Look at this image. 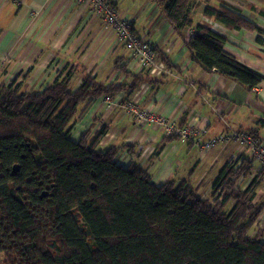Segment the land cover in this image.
Instances as JSON below:
<instances>
[{"label":"trees","instance_id":"1","mask_svg":"<svg viewBox=\"0 0 264 264\" xmlns=\"http://www.w3.org/2000/svg\"><path fill=\"white\" fill-rule=\"evenodd\" d=\"M150 1L178 38L184 39L189 30L186 50L206 72L249 92L263 80L227 54V40L203 20L232 31L255 32L262 43L264 30L234 13L236 9L221 8L219 0ZM152 49L164 71L178 72L167 53ZM113 71L125 81L100 83L78 62L63 79L39 91L19 93L14 81L0 84L3 264H264V224L254 229L264 211V201L256 200L263 172L245 188L240 182L250 162L243 160L236 171L227 163L211 187L217 198L211 201L188 182L156 186L136 164H118V154H133L137 145L100 149L105 126L75 141L69 138L70 125L85 102L117 94L129 100L141 85L163 84L164 72L159 77L148 70L135 75L127 58L115 61ZM74 77L80 79L76 88ZM240 133L261 143L253 132ZM179 141L170 134L161 143Z\"/></svg>","mask_w":264,"mask_h":264},{"label":"crops","instance_id":"2","mask_svg":"<svg viewBox=\"0 0 264 264\" xmlns=\"http://www.w3.org/2000/svg\"><path fill=\"white\" fill-rule=\"evenodd\" d=\"M68 1L23 0L18 5L0 0V62L2 66L3 63L6 64L8 61H12L10 55L14 54L20 45L25 44L27 34L37 28L50 11L52 17L56 8L64 9L66 5V9H69L70 4ZM112 1L114 6L119 8L121 12H123V6H126V12L123 13L130 19L133 30L134 28L137 30L136 22L138 18L144 16L142 21L144 27L141 28L145 29L144 34L136 31L141 38L150 39L153 43L159 40L160 30L166 28V22L160 16L153 2L149 0ZM228 1L223 0L224 3H220V6L226 5L225 7L229 10L237 8L238 15H242L248 5L253 6V11L248 10V8V11H246L251 13L252 17L247 18L248 15L245 13V18L264 30V15H262L264 14V2L262 0H254V2L251 0H235L240 4L232 0L235 4L229 5ZM202 10L203 5H200L194 15L197 21L201 19ZM148 27H150V30H148ZM222 27L223 30L220 34L227 40L223 47L224 51L234 57L240 64L263 76V80L253 91H246L234 82L224 79L214 72L208 73L204 67L192 62L185 47V43L190 39L189 30L184 32V39H176L171 34V37L175 38L174 41L168 39L166 34L169 30H167L161 40L158 41L166 49V53L173 60L174 66L178 67V72L164 71L161 86L151 87L145 84L143 85L145 87L143 92L139 91V96H141L139 106L142 107L140 110L158 118H163L170 126H190L196 133L194 137L184 142L179 141L164 146L161 140L167 135L163 134L162 128L158 127L157 124L138 126L134 116L127 109L129 102H126L120 111L112 112V118L108 121V111L103 104H106L107 100L114 103L116 102L115 99H120L122 95H115L110 99L102 97L91 101L93 105L82 117L83 121H88L84 122L85 127L82 133L90 132V130L96 133L104 126L107 127V132L99 143V148L102 150L112 146L119 147L122 144L139 145L144 143L141 147L145 150L141 147L136 148L134 159L131 162L146 170L152 178L151 182L156 186L168 181H174L178 184L188 182L197 189L198 194H200L199 190L201 189L211 190L220 171L227 163L229 164L230 157L238 154L239 150L233 134L253 132L262 143L264 142V36L260 37L262 43H259L258 35L255 32L232 31L224 26ZM156 31L157 36H155ZM37 40L38 36L36 42ZM31 46L25 50L33 47ZM37 46L41 47L42 43L34 45L36 49H38ZM46 54L45 61L50 63L51 52ZM21 56L32 61L25 52ZM117 60L121 59L116 58L112 62V67ZM79 63L82 64V62ZM38 65L30 73L27 84L23 86V91L35 89L37 85L34 82L30 83L31 79L33 81L37 78L41 80L47 75L45 72L50 67L43 71L42 66L38 67ZM147 87L149 92H145ZM117 103L118 101L115 104ZM206 141H215V144L208 151L203 149ZM194 150H196L195 153H193ZM181 151H185L188 155L194 157V164L185 166V169L190 167V170L199 168L200 175L195 176L193 180L192 178L180 179L177 176L178 168L183 166V162L179 160ZM124 152L126 151H121L118 157ZM129 163L126 160L122 166L127 167ZM237 165L239 166L234 168V171L242 167L243 164L238 163ZM250 167L245 168L244 175L240 177L242 179L240 182L245 188L254 175L262 170L263 182L256 200L259 198L264 200V169L252 164ZM183 171L185 173V170ZM163 174L166 177V179L165 177L163 179L165 181L155 183V178L160 181ZM263 215L264 212L261 216L263 217Z\"/></svg>","mask_w":264,"mask_h":264},{"label":"rangeland","instance_id":"3","mask_svg":"<svg viewBox=\"0 0 264 264\" xmlns=\"http://www.w3.org/2000/svg\"><path fill=\"white\" fill-rule=\"evenodd\" d=\"M219 1L222 4L224 3L223 0H219ZM234 1L229 0L228 5L235 4V2L240 4V2L238 1L234 2ZM251 1L254 2V0H251ZM262 1L264 2V0ZM68 2L70 4L69 9H66V5L64 9L56 8L54 16L52 17H51L52 12L50 11L46 15V17L43 19V21L37 26V28L32 30L31 33L27 34L25 44L23 46L20 45L18 48L19 51L17 50L14 54L10 55V60L12 61H8L6 64L3 63V66H2V63L0 62V68H1L0 84L8 86V84L14 81L15 82L14 86L15 85L19 86L18 87L19 93H23V86L27 84V81L30 78V73L39 63L40 65H38V67L42 66L43 71L46 70L47 67H50V68L46 70L45 73L47 75L44 76L41 80L37 78L35 81H33L31 79L30 83L34 82V84L37 85L35 89L31 90L33 92L41 90L46 85L54 82L55 79L59 77H60L59 79H63L67 75V73L69 72L73 64L78 63V62H82L85 69H87L88 73L91 74V76L94 77L97 81L103 84H109V83L118 84V83H122L123 81H125L123 76H121L120 74L112 70L113 68L112 62L116 58H120V59L123 58L125 60L127 58L129 70L131 69V72L134 73L135 75L141 73L143 69L138 70L136 67H131V65L129 64L130 63L129 58H132V57L129 56L127 51L122 46L116 43L114 32L112 28H109L105 24L106 22L101 21L100 18L94 14L93 10L90 7H86L85 9H82L81 6L78 5L75 1L69 0ZM225 6L226 5H224L223 7L221 6L220 7L226 10H229ZM115 9L118 12V14L125 16L123 12H126L125 11L127 9L126 6H123L122 8L123 12H121L120 9L117 7H115ZM246 11H248L247 8L244 9V11L242 12V15L245 17V13H246V15H248L247 18L249 17L251 18L252 14L247 13ZM49 18H50V21L48 22ZM143 19H144V16L142 15L140 16V18H138L136 22V25L138 26L137 30L134 28L136 34L137 32L140 34H144L143 31H145V29L144 28L141 29L142 27H144L142 26ZM210 24L212 28V27H215V24L217 23L211 22ZM156 27H158V25H156ZM165 27L166 28L160 30V38L158 41L161 40L162 36L165 34L167 30H169V32L166 34L168 36V39H171V41L175 40L174 37L173 38L171 37V34L175 36L176 39L178 38V36L175 35L173 29H171L167 25V23ZM148 30H150V27H148ZM157 34L158 33L156 31L155 36H157ZM37 36H38V40L36 42ZM138 37L141 38V36L139 35ZM157 42L153 43L149 39V44L151 47L152 46L157 47L161 52L166 53V49L160 44V42H158V44ZM36 43H42V46L41 47L37 46L38 49H36L34 47ZM30 46L32 48L25 50L29 48ZM23 52H25V54L28 57H30L32 61L21 56ZM47 52H51V55H52L50 58L51 59L50 63L45 61L47 58V54H46ZM55 52H58V53L55 54ZM157 59L160 62V64L163 66L162 61L158 57ZM25 75L28 76L27 79H25ZM77 85H79V78L74 77L72 80V87L76 88ZM144 88L145 87L141 85L138 88V90L139 91L141 90L143 92ZM148 89L149 88L147 87L146 88L147 91L145 92H149ZM115 100L116 102L118 101L117 104H115L116 102L111 103L110 100H107L106 104H103V106L108 111V113L106 112L108 121L112 118V112L115 113L117 111H120L121 107L126 102L130 101V99L127 100L124 95H122L120 99L117 98ZM90 102H87V104L85 102L84 104L78 107V114L75 116L73 123L70 125V128L71 129L73 128V129L72 130L70 129L69 132L73 131V137L77 138L78 136L83 134L82 132L84 131V127H85L84 122H88V121L87 120L83 121L82 117L89 110V108L93 105V103L91 102L92 103L91 104ZM138 109L139 111H142L140 110L142 109L141 106H138ZM90 132L93 133L92 130H90ZM69 138L70 139L72 138V135L70 133H69ZM72 141H75V140H72ZM143 145L144 143L139 144L137 145V148ZM142 149L145 150L144 148ZM195 152L196 150L193 151V153ZM193 159H194L193 155H188L185 151H181L179 153V160L183 162V166L178 168L177 176L180 179L192 178L193 180L195 176L200 175V172L198 171L199 168H196V169L192 168L190 170L191 168L190 167V168L185 169V166H190L194 164ZM183 170H185V173ZM164 177L165 175L163 174L160 181H158L155 178V183L165 181L163 180ZM199 193L201 194L202 198H206L211 201H214L215 199H217L216 196L211 195L212 191L207 188L199 190ZM261 223L264 224V215L263 217L262 216L259 217L256 226H254V229L260 228ZM257 233H259V230L257 231ZM0 264H3L2 257H0Z\"/></svg>","mask_w":264,"mask_h":264},{"label":"built area","instance_id":"4","mask_svg":"<svg viewBox=\"0 0 264 264\" xmlns=\"http://www.w3.org/2000/svg\"><path fill=\"white\" fill-rule=\"evenodd\" d=\"M3 1L21 4L23 0ZM75 2L80 5L82 9L90 7L94 14L99 17L101 21L106 22L105 24L109 28H112L116 43L122 46L127 51L129 56L132 57L129 58V64L131 67H136L138 70H148L149 74L153 77H159L162 72H164V64L162 66L156 58V55L152 49L153 46L151 47L149 44V39L140 38L135 34L131 27L130 19L127 16L118 14L115 7L113 6L114 2L112 0H75ZM203 20L211 27L210 20ZM215 27L210 29L220 34V32L223 30V27L218 24H215ZM140 98L141 96H139L138 90L132 96V100L130 99L127 106L129 113L134 116V120L138 126H152L153 124H157L158 127L162 128L163 134H174L178 136L180 142H184L185 140L195 136L196 133L190 126H170L163 118H158L155 115L149 114L145 111H139L138 106L140 105ZM70 134L72 135V140H76L78 138L73 137V131H71ZM233 138L237 143L239 151L237 155L230 157L229 163L231 166L237 168V166L240 165H237L238 163H242L243 160H246L247 162H250V164L264 169V142L259 143L257 142V139L251 135L240 132L233 134ZM213 144H215V141H206L204 143L203 149L208 151L213 146ZM134 156V153L130 155L122 153L119 157L117 156L116 161L120 165H124L123 162L126 160L130 162L129 164H131ZM262 225L263 223L260 224V227Z\"/></svg>","mask_w":264,"mask_h":264},{"label":"water","instance_id":"5","mask_svg":"<svg viewBox=\"0 0 264 264\" xmlns=\"http://www.w3.org/2000/svg\"><path fill=\"white\" fill-rule=\"evenodd\" d=\"M234 9H235V8H234ZM234 9H233L232 11H234ZM234 13L238 14L236 10L234 11ZM213 32H214V31H213ZM127 167H128V166H127ZM17 169H18L17 167L13 168V171H12V172H13V173L16 172Z\"/></svg>","mask_w":264,"mask_h":264},{"label":"clouds","instance_id":"6","mask_svg":"<svg viewBox=\"0 0 264 264\" xmlns=\"http://www.w3.org/2000/svg\"><path fill=\"white\" fill-rule=\"evenodd\" d=\"M231 11H232V10H231ZM78 137H79V136H78ZM77 139H78V138H77ZM77 139H76V140H77Z\"/></svg>","mask_w":264,"mask_h":264}]
</instances>
